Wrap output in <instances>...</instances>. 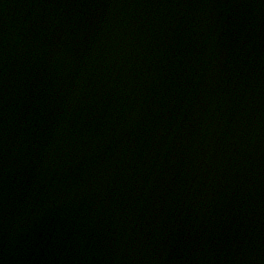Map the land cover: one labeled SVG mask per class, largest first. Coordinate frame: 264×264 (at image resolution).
Wrapping results in <instances>:
<instances>
[{
    "label": "water",
    "instance_id": "95a60500",
    "mask_svg": "<svg viewBox=\"0 0 264 264\" xmlns=\"http://www.w3.org/2000/svg\"><path fill=\"white\" fill-rule=\"evenodd\" d=\"M0 264H264V0H0Z\"/></svg>",
    "mask_w": 264,
    "mask_h": 264
}]
</instances>
